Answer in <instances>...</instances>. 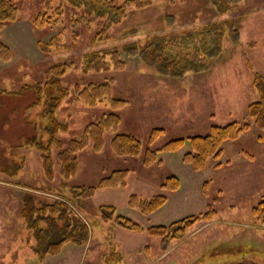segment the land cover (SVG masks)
Listing matches in <instances>:
<instances>
[{
	"label": "rangeland",
	"instance_id": "rangeland-1",
	"mask_svg": "<svg viewBox=\"0 0 264 264\" xmlns=\"http://www.w3.org/2000/svg\"><path fill=\"white\" fill-rule=\"evenodd\" d=\"M111 1L122 4L124 0ZM51 5H61L63 12L48 28L38 29L31 23L39 32L34 51L21 47L20 42L30 40V35L15 30L12 34L8 27L41 13L45 0H23L19 18L5 25L2 41L16 55L11 60L0 59V80L12 84L8 89L28 86L42 81L49 66L70 62L61 78L66 87L110 81L112 96L125 103L115 109L121 122L104 132L101 150L96 151L89 141L76 153L78 168L68 178L61 174L58 147L53 143L52 177L48 178L41 151L28 144L32 137L48 144L49 118L42 113L46 92L42 90L40 103L33 106L37 94L32 88L18 94L0 93V264H143L147 259L150 264H264V223L253 214L264 199V130L246 116L247 105L257 99L253 72L264 78V0H152L141 8L130 7L108 29L107 37L100 33L103 17L88 21L82 6L77 8L66 0H52ZM227 21L238 29V40L225 36L221 52L202 71L162 75L123 51L119 53L120 69L106 55L111 63L108 69L82 71L85 63L103 54L99 51L133 42L142 48L159 36L178 38L208 24L226 26ZM54 37L57 40L47 52L39 48L40 40ZM20 55L24 58L19 59ZM71 89L55 111L58 119L68 122V130L57 132L63 142L79 138L86 124L112 111L107 102L88 106L76 101ZM233 121L248 122L249 127L224 142L219 167L210 161L204 170H195L183 160L191 149L190 136L206 134L210 125ZM153 128H162L163 133L149 141ZM117 133L139 138L137 156L114 154L110 141ZM176 138H183L184 143L163 148ZM146 149L156 150V159L147 164L142 162ZM114 170L125 172L123 183L95 188L86 198L72 194L73 187L98 186ZM169 177L177 179V188L163 186L165 182L172 185L174 180L166 181ZM26 192L46 202L71 197L67 204L87 223L86 241H67L58 253L39 258L34 251L38 228L28 227L21 216ZM158 194L165 200L148 214L129 203L132 196L150 199ZM207 210L213 212L212 217L194 221L165 248L160 237L147 232L152 225L167 226ZM121 220L136 223L142 230L123 227Z\"/></svg>",
	"mask_w": 264,
	"mask_h": 264
},
{
	"label": "trees",
	"instance_id": "trees-1",
	"mask_svg": "<svg viewBox=\"0 0 264 264\" xmlns=\"http://www.w3.org/2000/svg\"><path fill=\"white\" fill-rule=\"evenodd\" d=\"M22 1L0 0V59L4 61L11 59L13 52L10 46L2 41L1 32L7 23L19 18ZM51 1L45 0V6L41 8V13L30 17V21L34 27L38 29L48 28L52 25L51 22L57 21L61 17V13L63 12L61 5H51ZM151 2L152 0H124L122 4H114L111 0H94L91 2H87V0H66V3L77 6V8L82 6L84 14H87L88 21L95 17H103V27L100 33L103 31L106 37L108 35V29L114 24H118L126 16L130 7L141 8ZM92 14L94 16H91ZM83 18H86V16H83ZM228 22L226 26L224 25L225 27L217 23L208 24L178 38L159 36L142 48H138L136 43L133 42L125 43L121 48L99 51L97 53L103 54H98L96 59H92L90 63H85L82 71L108 69L111 63L106 61V55H109L115 68H122L123 63L119 60L120 51L130 56H138L142 62L154 66L159 74L162 75L182 76L188 72L202 71L208 67L209 60L221 52L225 36H229L233 42L238 40V29ZM56 40V37L50 40H40L38 46L41 50L47 52L49 47L55 44ZM70 67V62L53 64L45 70L42 81L39 80L30 83L28 86L24 85L21 90L23 92L27 88H32L36 91L37 97L32 103V106L40 103L42 90L46 92V105L43 106L42 113H45L49 118V123L46 126L49 135L48 144L43 145L39 143L35 137H32L28 141V144H34L41 151L42 168L48 178L52 177L53 158L51 156V147L53 143H56L55 145L58 147L56 158L60 162L61 174L65 178H68L78 168L76 153L82 150L89 141L93 143L96 151L101 150L104 132L108 129L118 127L121 122V118L115 112V109L124 106L125 103L124 99L112 96V82L110 81L88 83L84 86L79 85V83H74L72 89L66 87L62 83L61 78ZM253 85L257 92V99L247 105L246 116L252 118L254 124L264 130V78L255 71L253 72ZM70 89L73 91L76 101L88 106H95L98 103L107 102L112 107V111L103 113L96 121L86 124L79 138H70L63 142L57 137V132L68 130V122L58 119L55 111L62 103V100L67 97ZM248 127V122L239 123L237 121L224 125H210L206 134L189 137L191 149L184 154L183 160L190 163L195 170H204L210 161L215 163L216 168L219 167V158L222 156L224 142L237 138ZM162 133V128H153L149 135V141H152ZM183 143V138H176L165 143L163 148L174 149ZM110 147L115 155L137 156L140 152L141 141L133 134L117 133L112 137ZM154 151L156 150L146 149L142 162L147 164L154 161L156 159ZM124 177L125 172L114 170L109 176L104 177L98 186L73 187L74 192L72 194L86 198L92 195L95 188L123 183ZM167 180L174 181L172 185L166 182L162 183L163 186H170L171 189L178 187V181L174 177H169ZM26 195V198L23 199L21 216L24 222L29 224L28 227L38 228L35 236L39 243L34 251L39 258H43L47 254L58 253L61 245L67 241L75 244H81L86 241L88 231L86 227L87 223L67 204L66 201L73 200L71 197L66 196L68 199L66 201L54 199V201L46 202L43 198H35L31 193L26 192ZM164 200L165 196L161 194L154 195L150 199L132 196L129 203L142 213L148 214L159 207ZM46 210L50 212L46 214ZM102 212L104 217H108L105 211ZM211 213L213 214L211 210H207L198 216L187 220L181 219L167 226L152 225L147 229V232L149 235L160 237L161 244L165 248L171 240L176 237H181L184 231L194 221L198 219L208 220L212 217ZM253 214L256 215L258 221L264 223V199L259 201L253 208ZM39 223H44L45 226L37 227ZM119 224L132 230H142L138 224L130 222L129 220H121Z\"/></svg>",
	"mask_w": 264,
	"mask_h": 264
},
{
	"label": "crops",
	"instance_id": "crops-1",
	"mask_svg": "<svg viewBox=\"0 0 264 264\" xmlns=\"http://www.w3.org/2000/svg\"><path fill=\"white\" fill-rule=\"evenodd\" d=\"M8 28H11V30H13L12 34L14 33V30H15L17 33H19L21 35H24V33L30 35V37H31L30 40H28L27 42H20L22 48L24 46L31 47L33 51L38 48L37 47V41H38V38H39V32L36 31L37 29L33 28L31 22L29 21V19H26V20L20 19V21H17L16 23H12L10 25V27H8ZM1 37H2V39H4L2 34H1ZM6 42H8V41H6ZM18 47H19V45H18ZM13 48H14V46H13ZM18 49H19V51H21L20 48H18ZM15 55L16 54L13 53V57L11 59H13L15 57ZM18 58L19 59H23L24 57L22 55H20ZM0 62H1V60H0ZM1 81H2V83H1ZM9 85H12V84H9L6 81V79L5 80H0V93H3V92L9 93V91H10L11 93L14 92V94H18V93H21V90L23 89V84L17 85V87L15 86L12 89H8ZM69 98L71 100L73 98V95H70ZM20 146L23 147V145H20ZM156 261L158 262L159 260H156ZM143 264H150V261L147 259V262L145 260V262Z\"/></svg>",
	"mask_w": 264,
	"mask_h": 264
},
{
	"label": "water",
	"instance_id": "water-1",
	"mask_svg": "<svg viewBox=\"0 0 264 264\" xmlns=\"http://www.w3.org/2000/svg\"><path fill=\"white\" fill-rule=\"evenodd\" d=\"M234 264H246L245 262H239V263H234Z\"/></svg>",
	"mask_w": 264,
	"mask_h": 264
},
{
	"label": "flooded vegetation",
	"instance_id": "flooded-vegetation-1",
	"mask_svg": "<svg viewBox=\"0 0 264 264\" xmlns=\"http://www.w3.org/2000/svg\"><path fill=\"white\" fill-rule=\"evenodd\" d=\"M239 262H243V261H238V262H236V263H239ZM229 264H234V263H229ZM247 264V263H246Z\"/></svg>",
	"mask_w": 264,
	"mask_h": 264
}]
</instances>
